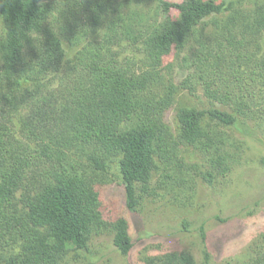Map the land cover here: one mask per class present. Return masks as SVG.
I'll return each mask as SVG.
<instances>
[{"label":"rangeland","instance_id":"374dc122","mask_svg":"<svg viewBox=\"0 0 264 264\" xmlns=\"http://www.w3.org/2000/svg\"><path fill=\"white\" fill-rule=\"evenodd\" d=\"M45 1L56 4L53 23L66 50L61 70L46 82L56 87L73 75L88 77L94 64L115 63L137 72L147 67L142 44L156 24L157 0H107L103 6L100 0ZM236 1L251 11L264 0ZM208 41L219 47L217 39ZM222 42L211 54L197 52L191 38L166 59L154 90L179 88L163 116L170 158H158L149 186L145 191L140 186L136 209L128 206L117 160L105 172L89 169L101 192L102 223L86 248L68 246L56 264H264V32L236 29L230 45ZM198 56L200 66L193 62ZM181 107L205 112L202 141L180 137ZM218 110L236 116V124L213 118ZM32 154L37 158L24 186L0 217V264L21 253L27 197L54 171L39 152ZM119 217L130 226L128 254L114 241Z\"/></svg>","mask_w":264,"mask_h":264},{"label":"trees","instance_id":"16d2710c","mask_svg":"<svg viewBox=\"0 0 264 264\" xmlns=\"http://www.w3.org/2000/svg\"><path fill=\"white\" fill-rule=\"evenodd\" d=\"M100 1L98 6L107 5ZM56 9L45 0H0V217L29 176L37 158L32 152L54 166L27 197L22 251L9 264H56L68 246H88L103 217L101 192L88 172L93 166L105 172L117 160L128 206L138 207L140 186L143 191L149 186L158 158H170L163 116L179 88L171 84L157 92L154 86L174 51L194 38L197 52L214 54L224 39L232 43L236 29L264 32V1L244 11L236 0H157L156 24L142 44L147 67L137 72L94 64L88 77L73 75L55 87L45 79L61 70L66 57L53 23ZM200 58L194 65L200 66ZM212 112L224 124L237 122L227 110ZM204 119L205 112L181 107L180 137L202 141ZM114 230L115 245L128 254L133 248L128 220L119 217Z\"/></svg>","mask_w":264,"mask_h":264},{"label":"clouds","instance_id":"9594fccd","mask_svg":"<svg viewBox=\"0 0 264 264\" xmlns=\"http://www.w3.org/2000/svg\"><path fill=\"white\" fill-rule=\"evenodd\" d=\"M32 33H33V30L29 33V35L32 36V38H33L34 40H36V39L33 37V34H32ZM36 35H38V34H37V31H36ZM38 36H39V35H38ZM36 41H37V40H36Z\"/></svg>","mask_w":264,"mask_h":264}]
</instances>
